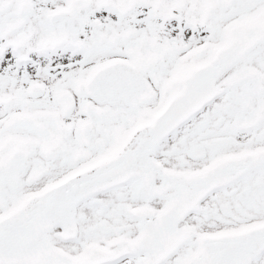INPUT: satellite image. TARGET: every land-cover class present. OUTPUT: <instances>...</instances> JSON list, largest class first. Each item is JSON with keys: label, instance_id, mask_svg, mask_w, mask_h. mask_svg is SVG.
<instances>
[{"label": "snow or ice", "instance_id": "snow-or-ice-1", "mask_svg": "<svg viewBox=\"0 0 264 264\" xmlns=\"http://www.w3.org/2000/svg\"><path fill=\"white\" fill-rule=\"evenodd\" d=\"M0 264H264V0H0Z\"/></svg>", "mask_w": 264, "mask_h": 264}]
</instances>
